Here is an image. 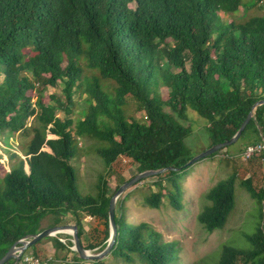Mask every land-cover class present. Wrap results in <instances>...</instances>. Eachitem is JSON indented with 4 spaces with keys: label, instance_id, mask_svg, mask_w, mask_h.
I'll return each instance as SVG.
<instances>
[{
    "label": "trees",
    "instance_id": "1",
    "mask_svg": "<svg viewBox=\"0 0 264 264\" xmlns=\"http://www.w3.org/2000/svg\"><path fill=\"white\" fill-rule=\"evenodd\" d=\"M260 1L0 0V138L26 139L14 154L1 148L8 161L0 162V258L23 237L68 224L67 217L85 250L102 251L110 198L146 170L180 168L154 176L156 191L143 197L150 209L167 200L179 210L189 168L182 166L193 157L188 111L204 122L208 148L229 140L264 99V9L240 21L220 16L239 8L247 16ZM58 85L63 98L51 96L54 105H45L42 93ZM78 139L89 141L105 166L92 194L78 188ZM239 140L245 141L241 160L264 140V105ZM122 161L133 173L119 176L111 189L106 177ZM245 161L264 164V153ZM137 184L117 199V234L107 258L88 262L75 254L76 264L174 263L175 242H164L147 223L125 220L124 203ZM235 185L258 205L259 222L243 234L245 247L223 245L214 264H264V176L257 188L247 170H233L203 193L196 220L207 233L222 229L235 207ZM87 217L92 222L84 230ZM43 240L55 257L72 247L66 234L48 237L30 247L33 258L41 259Z\"/></svg>",
    "mask_w": 264,
    "mask_h": 264
},
{
    "label": "rangeland",
    "instance_id": "2",
    "mask_svg": "<svg viewBox=\"0 0 264 264\" xmlns=\"http://www.w3.org/2000/svg\"><path fill=\"white\" fill-rule=\"evenodd\" d=\"M263 9L264 0L250 7L247 16H245L242 8H239L235 15L228 16L220 13V16L224 21L230 19L240 21L248 16L261 14ZM62 89L63 85H58L55 88L48 87L41 95L42 102L45 105H54L50 98L51 96L63 98ZM73 100L82 105V98L76 93L73 95ZM72 110L76 113L78 107H74ZM129 110L132 112L131 107ZM56 114L60 118L63 117V113L60 111H57ZM73 118L76 117L73 116ZM187 122L191 126L192 134L186 142L191 148L193 156H195L207 149L208 140L204 132L205 124L190 110L188 111ZM184 124L187 125V123ZM48 138L50 139L52 136L48 135ZM25 141V138L16 133H8L6 137H1L0 162L6 163L8 161V155L1 148L6 147L11 150V154H14L18 151V144ZM90 145L89 141L78 139V148L81 149L83 156L77 163L79 169L78 188L84 194L95 192L93 185L96 182L97 175L105 169L102 160L88 150ZM244 145L245 141L239 140L217 152L213 157H206L189 166L181 183L182 201L179 210L173 208L167 200L157 210L146 207L143 203V197L156 191L153 185L156 178L152 176L138 183L129 191L124 203L126 222L133 225L147 223L161 234L164 242H175L178 251L173 264H214L223 245L245 247L247 242L243 234L254 231L259 222V210L255 201L237 185H235V207L222 229L207 233L196 220V216L204 205L203 193L219 180L224 179L233 170L238 168L247 170L249 175H253L255 187L259 188L261 186L262 176H264V164L255 161L249 167L246 161H242L241 153ZM84 149H87V151ZM224 156H226L225 158H231L232 161L222 159ZM5 168H7V165ZM127 168L125 161H122L118 167L114 166L112 174L106 177L111 189L118 183L119 176L128 179L133 173V168ZM66 220L69 222L68 224H74L70 217H67ZM47 222L45 220L42 226L44 227ZM91 222L92 220L89 217L84 218L82 220L83 229L87 230ZM38 248L43 253L40 260L46 262V264H76L74 260L76 253L71 249L70 252L58 251L55 257L51 253V244L48 240H43ZM24 254L33 258L30 248Z\"/></svg>",
    "mask_w": 264,
    "mask_h": 264
},
{
    "label": "water",
    "instance_id": "3",
    "mask_svg": "<svg viewBox=\"0 0 264 264\" xmlns=\"http://www.w3.org/2000/svg\"><path fill=\"white\" fill-rule=\"evenodd\" d=\"M264 105V99L259 100L258 102L254 103L251 107V110L249 111L247 117L242 122L236 133L227 141L212 145L208 147L203 152L193 156L185 165H183V168L189 167L193 165L194 163L210 156L211 154H214L215 152L220 151L222 148L230 146L234 144L240 137L241 133L249 123L251 119H254L255 117V111L256 109ZM168 170H180V168H162L159 170H146L143 172H139L126 182H124L122 185L118 187V189L115 191V193L112 195L109 201L108 206V222H109V238L107 240V244L105 248L98 252V253H92L89 250H85L80 243L79 237L77 235V226L75 224H64L60 226H54L43 229L41 232H39L36 235H28L25 236L18 241H16L6 252L5 254L0 258V264H5L6 262L13 260L12 264H16L18 259L35 243L38 241L48 238V237H56L59 234H67L71 237V243L72 247L71 250L74 251L81 260L88 261V262H95L100 261L110 254L111 249L114 245L115 239H116V225L114 221V214H115V206L117 199L129 188H131L133 185L141 182L142 180L151 177L159 175L163 172H166ZM263 220H264V209H263Z\"/></svg>",
    "mask_w": 264,
    "mask_h": 264
},
{
    "label": "built area",
    "instance_id": "4",
    "mask_svg": "<svg viewBox=\"0 0 264 264\" xmlns=\"http://www.w3.org/2000/svg\"><path fill=\"white\" fill-rule=\"evenodd\" d=\"M255 153H264V140L255 146L248 147L245 152L242 154V160L245 161L246 159L253 156ZM16 264H46V262L41 261L37 258H32L23 254L17 261Z\"/></svg>",
    "mask_w": 264,
    "mask_h": 264
}]
</instances>
